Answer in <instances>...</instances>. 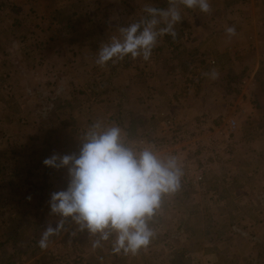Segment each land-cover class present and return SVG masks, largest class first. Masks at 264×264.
<instances>
[{
  "label": "crops",
  "instance_id": "1",
  "mask_svg": "<svg viewBox=\"0 0 264 264\" xmlns=\"http://www.w3.org/2000/svg\"><path fill=\"white\" fill-rule=\"evenodd\" d=\"M72 2L79 6L66 5L72 23L61 32L63 42L27 45L16 36L7 43L0 42V84L7 75L14 88L8 96L0 92V156L13 151V155L22 158L25 150L32 153L36 135L44 144L51 136L53 127L48 124L24 127L25 120L20 122L12 116L14 100L29 112L45 105L47 114H64L68 100L92 99V105L83 102L80 109L95 113L101 110L95 99L105 98L109 104L103 109L108 114L126 115L127 119L112 120L111 127H119L125 145L134 147V139L143 137L145 130L154 134L155 123L160 124L162 119L161 111L196 129L200 116L213 122L215 118L220 120L228 109L231 112L236 105L246 107L251 94L257 107L249 114L256 119L244 123L240 118L234 136V147L244 158H228L224 165L206 174L207 184L203 187L183 186L180 182L176 191L163 194L148 226L161 228L163 234L157 241L172 237L181 243L182 248L175 251L184 250L179 255H189L197 264H233L228 262L233 258L264 264V247H259L264 243V0H209L212 11L208 14L180 5L182 20L174 25L176 37H158L147 61L142 56L128 55L106 63L115 68L106 81L107 93L97 91L102 85L99 77L89 78L84 71L100 66L97 60L101 48L113 38L123 39L122 28L152 18L145 6L167 9L168 0H99L108 18L107 26L99 28L95 25L100 24L96 14L101 6L83 10L84 2ZM87 2L91 5L98 0ZM87 21L92 26L88 27ZM165 26L161 22L157 29ZM228 26L237 30L230 40L225 33ZM183 28L190 31L188 41L180 39L181 31L177 32ZM142 30L143 25L139 31ZM211 57L215 59L213 66L208 65ZM224 68L247 72L239 93L225 92L207 75L212 70L219 74ZM192 73L196 82L202 80L190 87L185 75ZM89 82L92 89L84 91L83 86ZM40 91L45 98L49 94V100L37 102L42 99ZM136 117L140 119L135 120ZM65 129L67 132L66 125ZM206 134L207 130H203L202 141ZM68 180V173L63 170L0 171V264L18 258L25 260L23 264L37 262L44 250L39 246L33 253L32 244L34 239L39 242L46 231L45 219L41 220L46 214L43 211L50 208L51 193L66 189ZM214 180L220 183L214 185ZM167 199L171 200L168 210L172 212L164 215ZM74 229L79 238L90 234L98 239L99 233L82 230L77 223ZM114 235L117 239L115 232ZM55 238L53 243L57 244L60 232Z\"/></svg>",
  "mask_w": 264,
  "mask_h": 264
},
{
  "label": "rangeland",
  "instance_id": "2",
  "mask_svg": "<svg viewBox=\"0 0 264 264\" xmlns=\"http://www.w3.org/2000/svg\"><path fill=\"white\" fill-rule=\"evenodd\" d=\"M74 1L84 2L82 3L83 10L86 9L87 6L89 8L97 5L101 6L99 0L91 5H89L87 0ZM70 4L74 7L77 5L75 8L79 6V4L72 2V0H0V42L7 43L12 40V36L19 37V41L27 45L38 46L45 42H63L64 40L61 38V32L63 31V28L67 27V24H70V22L72 23V19L67 17L71 11L67 9L66 5L69 6ZM103 8L104 7L101 6L100 12L96 14L97 17H100V19L97 18V22L100 24L95 25L97 28H99V26H107L108 23V18L105 17L107 15V10L102 11ZM31 10L32 12L28 13V11ZM87 24L88 27L92 26L88 21ZM120 25H122V23H120ZM179 31H181L180 39L188 41L191 38L188 28H183V30L179 29L177 32ZM183 32L188 33L187 39L184 38ZM89 42H91V39H89ZM172 44L173 43L170 45ZM171 49L174 51L176 48L171 47ZM209 60H214V63H211ZM209 60L208 65H215L214 58L211 57ZM113 69L115 68L109 67L105 64L104 66L100 65L98 67L87 68L84 72L89 78H91V76L99 77V84L102 83V85H98L97 91L107 93L106 90L108 89V86L106 85V81L108 77L113 74ZM92 70H94V73ZM246 74L247 72L245 71V76L238 84L239 91L241 85L246 83ZM189 77L191 80H188ZM4 78L5 80L3 79L0 84V92L3 91L6 96H8L7 93H10L11 90L14 89L13 83L8 79L7 75ZM185 78H187V83H189L190 87L202 80L199 79L198 82H196L194 73L189 76L185 75ZM91 84L92 83L89 82L87 85L83 86V90H91ZM76 89V91L80 90L79 88ZM245 93L243 95L248 96L247 94L245 95ZM39 95L42 99L37 102H46L50 98L49 94H47L46 99L43 91H40ZM91 100L88 101V99L83 98L68 100V105H66L67 109L64 114H60L59 112H51L50 114H47L46 109L48 106L46 107L45 105L39 107L36 112H29L26 108L22 109L18 107L19 102L17 100L12 101V116H15L17 119L19 118V121L20 119L25 120V122L22 123L24 127H27L28 125L38 127L39 123H46L53 128L51 129L50 140H47L46 144H44L42 138H38L39 135H36L33 138L35 140V147L31 151L32 153H27L25 150L22 158H17V155H13V151L9 152L10 155H1L0 171L25 170L29 172H52L63 170L68 173L66 167L56 169L46 166L43 161L46 158L51 157L53 154H58L60 156L72 153L78 154L81 144L86 139V134L92 130L93 125L97 123L100 125V128L97 129V131H102L112 126V120H118L121 118L122 120L127 121V119H124L126 115H111L103 109V105H106L107 103L109 104V101L106 102L105 98L95 99L96 103L101 107V110L98 112H81L80 107L82 104L87 102L92 105ZM248 100L249 102H247L246 107L236 105V109H232L231 112H229L228 109L220 120H216L215 118L213 122V119H210L209 121L207 117L200 116V118L203 117L206 119L204 126H206L207 135L209 134L213 140L210 143L208 142V145L199 147L193 154L186 153V147L183 148L184 152L182 153V158L187 161L193 160L195 165L203 166L205 169V178L206 174L211 172L214 168L224 165L228 158H237V156L238 158H244L241 153H237V150L234 147L236 143V137L234 136L238 130V121L240 118V122L243 121L244 123L256 119L255 116L251 119L249 113L253 112L254 108L257 107V102L255 99H252L251 94L248 96ZM229 117H233L236 120L237 127L227 138L222 139V136L216 132V129L225 127L224 119L226 120ZM137 119L140 118L136 117L135 120ZM65 125L68 128L67 132L66 129L63 130ZM59 126H62V129ZM183 126L186 127V129H189L185 124H183ZM36 132L38 134L39 131ZM153 133L154 134H152V132H146L145 130L141 136H148L151 138H156L157 136L163 138L173 137L172 132L167 131L161 123H155V130ZM6 144H8V142ZM10 144H13V141L12 143H9V145ZM126 146L130 145L126 144ZM217 183L218 180L213 181L214 185H217ZM206 184L207 179H204V184L198 185L197 187H203ZM166 202L167 208L162 212L164 215L172 212L168 210L172 207L171 200L167 199ZM43 212L46 214L42 215L41 220L45 219L46 224L43 226L46 230L48 225L58 226L61 219H65L58 214L52 213L50 208L48 210L46 208ZM157 216H160V214ZM37 222H39V220H37ZM75 227V221H73L71 217L66 218L63 228L59 231L60 239L57 241V244L53 243L56 239V233L53 236H49L47 247L40 248L44 250V252L38 257L37 262H34V264H197L195 262L196 260L189 255L187 257L179 255L181 252L184 253V250L176 252L178 249L182 248V244L175 240L174 242L172 237H168L167 239L161 238L160 242L157 241V239L163 234L159 231L161 228H150L154 233L150 238V243L147 247H141L135 254L132 253L131 255L126 254L123 249L119 252L115 250L116 239H114V232L110 234L107 240L101 239L100 234L97 240L93 239L90 234L79 238L78 234H76L77 231L74 229ZM97 241H99V243H97ZM33 242L32 252L34 253L35 250L39 249L40 245L35 239ZM259 247L263 248L264 243L259 244ZM24 261L25 260L21 258L10 259V261L4 260L3 264H23ZM240 261L241 263H239ZM228 262H233V264H248L246 263L247 260L236 258L228 259ZM252 264L258 263L254 262Z\"/></svg>",
  "mask_w": 264,
  "mask_h": 264
},
{
  "label": "clouds",
  "instance_id": "3",
  "mask_svg": "<svg viewBox=\"0 0 264 264\" xmlns=\"http://www.w3.org/2000/svg\"><path fill=\"white\" fill-rule=\"evenodd\" d=\"M168 3L167 9L145 6V12L152 18L122 28L123 39L113 38L104 45L97 63L104 66L113 58L122 60L128 55L142 56L147 61L158 37L164 34L176 37L174 25L182 20L180 5L205 14L212 11L209 0H168ZM161 22L166 26L157 29ZM142 25L143 30L139 31ZM225 33L230 40L237 35L236 27H226ZM207 75L215 79L218 73L212 70ZM99 128L98 123L93 125L78 154H53L43 161L56 169L66 167L69 176L66 189L51 193V212L65 219L71 217L80 229L99 233L104 240L115 232V250L135 254L150 243L154 233L148 220L159 208L162 195L178 189L182 171L175 156L162 158L151 148L137 150L126 146L119 127L97 131ZM65 219L56 228H47L39 241L41 248L47 247L49 236L63 228Z\"/></svg>",
  "mask_w": 264,
  "mask_h": 264
},
{
  "label": "built area",
  "instance_id": "4",
  "mask_svg": "<svg viewBox=\"0 0 264 264\" xmlns=\"http://www.w3.org/2000/svg\"><path fill=\"white\" fill-rule=\"evenodd\" d=\"M183 35L184 38L187 39L188 33L183 32ZM172 48H174V46H172ZM209 61L214 63V60ZM160 115L162 117L160 123L167 131L172 132L173 137H141L135 140L133 144L134 148L137 150L151 148L162 158L175 156L177 159V165L182 171V176L180 177L181 184L183 186L203 185L205 169L203 166L195 165L193 160H184V158H182V153L184 152L183 148L186 147V153L193 154L199 147L208 145L212 142L213 139L209 134H206L207 138L205 142L200 139L202 131L207 130L204 128L206 119L201 117L196 125V129H186L181 123V120L177 119L174 115H165L163 111L160 112ZM224 123L225 127L216 129V132L222 136V139L227 138L237 127V122L233 117H229L226 120L224 119ZM200 127L202 129H200Z\"/></svg>",
  "mask_w": 264,
  "mask_h": 264
},
{
  "label": "trees",
  "instance_id": "5",
  "mask_svg": "<svg viewBox=\"0 0 264 264\" xmlns=\"http://www.w3.org/2000/svg\"><path fill=\"white\" fill-rule=\"evenodd\" d=\"M245 76V71H235L232 68H224L217 76L213 79V82L218 84L227 93H238V84Z\"/></svg>",
  "mask_w": 264,
  "mask_h": 264
}]
</instances>
